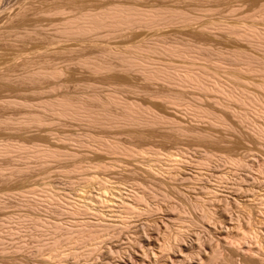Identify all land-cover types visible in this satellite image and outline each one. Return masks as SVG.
Instances as JSON below:
<instances>
[{"label":"rangeland","instance_id":"1","mask_svg":"<svg viewBox=\"0 0 264 264\" xmlns=\"http://www.w3.org/2000/svg\"><path fill=\"white\" fill-rule=\"evenodd\" d=\"M263 1L0 0V144L49 146L57 153L51 158L35 156L30 149L0 153V264H264V139L211 101L202 104L211 102L209 107L222 112L227 124L215 126L167 104H150L154 99L143 92L146 84L150 89L163 85L143 80L129 65L135 57L190 63L162 45L169 43L193 46L207 58L241 62L233 55L242 52L264 63V51L222 28L246 23L264 28V19L253 17ZM113 8L170 22L155 18L92 28L96 21L90 16ZM259 74L239 73L243 82H231L246 86L263 102ZM247 77L254 82L244 83ZM109 92L160 106L161 113L180 119L189 132L160 122L126 124L127 111L112 102ZM61 98L84 101L93 112L115 113L116 125L65 118L41 107ZM99 138L117 141L122 149L130 145L150 152L110 154L94 149ZM207 153L211 159L205 163ZM230 156L251 162L250 170L230 163ZM138 194L144 196L140 202ZM127 202L138 207L134 214ZM77 227H83L85 238L88 229L101 233L100 238L82 240ZM66 229L79 237L73 238L75 244L70 241V249ZM55 236L58 249L53 248ZM66 246V255L59 254Z\"/></svg>","mask_w":264,"mask_h":264},{"label":"bare ground","instance_id":"2","mask_svg":"<svg viewBox=\"0 0 264 264\" xmlns=\"http://www.w3.org/2000/svg\"><path fill=\"white\" fill-rule=\"evenodd\" d=\"M259 3H260V1H259ZM256 7H257V5L254 8L255 11H253L254 16L251 15V17L253 16L255 19L258 18L259 20L260 19H264V3H262L261 5H258L257 8ZM241 8H242V6H241ZM241 8L239 7L238 9H241ZM156 16H159V15H152L151 16L148 13H141V14H139L137 16H134L130 12H127V10L126 11L123 10V8H113V9L107 11V12L105 11L104 13H99V14H96V15H92L89 18L90 19L91 18H94L95 21H96L95 25L92 26V28L100 27V26H103V25H105V26L132 25V24H134L136 22H141V21L148 23V22H152V20H154L155 18L156 19H162V22H165V23L166 22H170L167 18H163V17L158 18ZM218 26H221V24H219ZM222 28L223 29L224 28L225 29H228L229 32L234 33L235 36L240 37L244 41L247 40V42H249V44L257 47L258 49H261L262 51H264V28H260V27H258V25L256 26L255 23L254 24H247L246 23V24H235V25L234 24L222 25ZM162 45H164V47L167 49V51H169L171 54L176 55V56H180V57L185 58V59H188V60H190V63H186V62H172V61H159V60H151V59H148V58L143 59L142 57H135L134 59L130 60L129 65L131 67H133L135 69V71H137L138 73L140 72L143 75V77H144L143 80L145 79V80H149L150 82L151 81L152 82L155 81L157 83H161L159 85L160 86L163 85L162 88H165L166 89V90L165 89L163 90L162 88H159V89H150L152 87L148 88L147 86L149 84L148 85L146 84V87L147 88L144 87L145 90L142 88L144 90L143 91V90H141V88L139 86L140 90L143 91L147 95V97H149L151 100L154 99L150 104H152V103H153V105L154 104L155 105H162L163 103L165 105L167 104V106L169 105L168 107L174 108V111H177V113L181 112L182 113V114L180 113L181 115H183V113L189 114L190 116H192V118L193 117L196 118V120H197V118H200V119L203 118V120L201 119L202 121H204V118L205 119L207 118L209 120V122L210 123H213L215 126H216V124L222 125V124L226 123L225 121H227V120H224L225 117H224L223 114H221L222 112H217L218 110L216 111V110H214V108H210V107H213V106H210V103L212 102L211 105L213 104L216 107H219L221 109L222 108H225V109H227V111L229 109L231 111V115L234 114L235 117L239 118L240 122H242L243 124H245V125H247L249 127L247 129H251L253 131V132H251V130H250L251 133H255V136L257 135L259 138H262V141H263V139H264V125L262 123L260 124V122L256 120V117H261V118L263 117L262 120L264 119V104H263L264 101L262 102L261 97H259V95H257L256 93H254L250 89L246 88V86H245V88H244V86H243V88H240L241 86H239V85L236 84L238 86L237 87L236 85H234L235 83L231 82V80L232 79H235V80L238 79L239 81L240 80L242 81L243 80L242 79L243 77H240V75H238L239 73L240 74L242 73L245 76H246V74L253 76L254 74H257L258 75V73H260L259 75L263 76V78H264V63H261L260 64L258 62H255L258 58L256 59L254 57V55H251V54L247 55L248 53L246 54L247 55L246 57H243L241 55L242 52L241 53L239 52V54L237 53V54L233 55L234 57L236 56V58L241 59L242 60L241 62H229V61L227 62V60L221 59V58H224V57H220V58H217V57H215V58H207L206 56H204L202 54V52L199 51L200 49H198V50L197 49H193L192 48L193 46H191V48L189 49V48H186V47H184L182 45H179L177 43H169V44H162ZM198 48H200V47H198ZM142 49H143V47H142ZM144 51H147V49L144 50ZM218 51H220V50H218ZM220 53H223V52H220ZM253 58H255V61L253 60ZM200 61H203V62H200ZM198 62H200V63H198ZM100 68H102V67L101 66L100 67L98 66L96 69L97 70H100ZM40 69H43V68H40ZM38 70H39V68H38ZM42 73H44V72H42ZM254 76H256V75H254ZM247 78L244 79V83H245V80H246V82H248V84L254 82V81L252 82V79L250 77L249 78L251 80H249V78L248 79ZM127 79L128 78H126V80ZM239 81H236V83L239 82ZM144 82H143V84H144ZM155 82H154V84H155ZM261 83H262V81H261ZM261 83H259V84H261ZM254 84H258V83H254ZM254 84H252V85H254ZM142 87H143V85H142ZM261 87L264 88V83L261 85ZM134 89L135 88H133V90ZM136 89H138V87H136ZM137 93H140L141 94V92H139V90H138ZM109 94H110L109 95L110 98L112 99V102L113 101H116L118 103H121L122 106L120 104L119 105L121 107L125 108V110L127 111L126 112L127 115H125V121H122L120 119V121H122V122H124L126 124L129 123V125H130L131 123H134V122L135 123L139 122V124H140V120H144L143 121L144 123H141V124H147V123H149V125H150V123L160 122L161 124L165 123V125H167V124H170V126L175 125L176 126V129L179 127L178 128L179 130L180 129H183V127H181V125H180L181 124L180 119H178L177 117L175 118L173 116H170V115L165 114L164 113V110L161 113L159 111V109H158L160 106L158 108L156 106V108L158 109L157 110L155 107H153L152 105L148 104L149 102L146 101V100H143V101H146V104H148V105H144L142 101H139L137 99L131 101V100L127 99V98H123L122 96H120V94L118 95L117 92L116 93L115 92H111V93L109 92ZM142 94H141V96L143 98L144 95H142ZM186 94H188L187 96H189V97H187ZM136 95H138V94H136ZM205 100L206 101H211V102L208 103L207 106H205L204 105L205 104V102H204ZM83 102L84 101H82V102H75V101L70 100L68 98H66V99H62L61 98V99H58L57 102H55V101H50V102L49 101H46V102H43L41 107L44 108V109H47V110L48 109L51 110L52 112H54V114H57V115L59 114L60 116L62 115V117L65 116V118L66 117H69L70 119L73 118L75 120H85V119H87L85 121H89V122L90 121H93L94 123L95 122H98V123L99 122H103V123L108 124L109 126L111 125L112 127L116 125V122H117L116 121V116L117 115L114 116L115 113H113L114 115L112 114L115 117L114 118L113 116H108L109 112L106 113V112H104L105 110L103 111V109H102V111H97V109L95 108L96 109V112L95 111L93 112L91 110L93 108H91V107L89 108L88 106H86L85 104H83ZM203 102H204V104H202ZM231 102L237 103L239 105V108L234 107L231 104ZM23 103H24V101H23ZM26 103H25V105H26ZM34 103H33V105H34ZM30 104H32V103H29V106H30ZM37 104H35V105L40 107V105H37ZM33 105H31V106H33ZM172 108H171V110L173 111ZM163 109H164V107H163ZM166 109H168V108H166ZM100 110H101V108H100ZM222 111H224V109ZM172 113H174V112H172ZM189 115H187V116H189ZM234 115H233V117H234ZM261 118H259V119H261ZM200 119H198V121ZM192 120H194V119H192ZM120 121H118V122L120 123ZM145 122H147V123H145ZM126 124H124V125H126ZM182 124H183V122H182ZM108 125H105V126H108ZM183 130H185L184 132H189L185 128ZM193 131L191 130V132H193ZM195 131H197V130H195ZM199 132H200V130H199ZM195 133L197 134V132H195ZM208 134H209V132H208ZM209 135H211V134H209ZM258 137H257V139H259ZM94 138H95V136H94ZM102 138L101 139L99 138L98 141H94L95 143L97 142L96 145H95V147H94V149L95 148L96 149L97 148H99V149L101 148L102 150H106V152L108 151V153L110 152V154H113L114 152H118V153L120 152V154L121 153H124V154L144 153L145 154V152H146V154H147L148 152H150L149 149H147L148 151L147 150L146 151H142L141 150L140 152H138V150H136V149L129 148V147H131L130 145H129L128 149H122V148H119L120 146L118 147L117 141H116V144H115V143H112V141H111L112 139L110 140L108 138L111 141L110 142L108 139H105V138L102 139ZM64 139L65 138H63V140ZM75 140H77V139H75ZM3 142H5V141H3ZM79 142H81L80 139H79ZM89 143L90 142L88 141V144ZM75 144H76V142H75ZM25 145H23V143L22 144H18V145H14L12 142L11 143H6V144H0V153L1 154L6 153V155H7V153H10L11 154V152H13V151H20V150H22L24 152L23 149H25V150L30 149V146H28L29 147L28 148ZM80 145H81V143H80ZM92 145L93 144L91 143V145L89 147H91ZM82 146H84V144ZM48 147L46 148V146H45V148H43V146H39V145L36 146L35 145V147H32L30 150L32 151V153L35 156H39L40 158H42V157L43 158L44 157L48 158V156H50V158H51V156L52 157L53 156H56L57 153H56L55 150H53L54 148L51 149V148H48ZM151 147L153 148V146H151ZM158 150H159V148H158ZM26 152L29 153L28 151H26ZM151 152L153 154V151H151ZM16 153H18V152H16ZM154 153H157V152H154ZM20 154H22V153H20ZM177 154H179V153H177ZM205 154H204V156H206ZM207 154H209V153H207ZM251 154H253V153H251ZM131 156H133V155H131ZM178 156H180V155H178ZM212 156H213V154H212ZM236 157H238V156H236ZM236 157L235 158H232L230 156V161L231 162L230 161L229 162L230 163H234L235 165H239V166L240 165H243V167H247V168L250 167L251 162L248 163L247 161H245V159H239V158L236 159ZM171 158H174V157H171ZM209 158H210V154L207 155L205 158H202V159H203V161L205 163H208V162H210V161H208ZM226 158L228 159L229 156L226 157ZM218 159H219V156H218ZM176 160H178V159H176ZM81 165L82 164H80V166ZM104 167H106V166H104ZM79 168H78V170H79ZM261 168H262V166L260 167V169ZM74 169L77 170L76 168H74ZM249 170H250V168H249ZM81 171H83V170H81ZM263 173H264V171H263ZM263 173L261 172L260 174L264 175ZM255 178H257V177H255ZM31 191H32V189H31ZM36 191L37 190H33V194ZM38 191H39V189H38ZM38 191L36 192V194H38ZM28 193H29V191H28ZM40 193H42V192H40ZM46 193H47V191H46ZM27 195H29V194H27ZM53 195H52V197L54 198ZM143 197H142V194L141 195L138 194V196L136 197L137 199L135 197L134 198L136 199V201L138 200L137 202H140V201H142L144 199ZM49 198L51 199L50 196H49ZM49 198H47V199H49ZM58 199H59V197H58ZM55 202H57V201H55ZM63 204H64V202H63ZM127 204H129V203L127 202L126 205ZM130 204L126 208L128 210L132 211V213H133V211H136L138 207L136 208V205H135L136 202H135V204H133V203L131 205ZM77 205H81V204H77ZM76 210H78V209H76ZM125 211H126V209H125ZM83 222L85 223V221H83ZM83 227H80V228L77 227L78 229H75V230H78V231H75V232H77V233L79 232V236H81L82 240H83V238H85L84 237V229H83ZM69 230L66 229V231H68V232H69ZM88 230L89 231H85V233L86 232H89L88 234H85L86 235V238L85 239H87V235H88V241H92V240H95L96 241L97 238H100L99 236L101 235V233H100L99 236H97V235H94L96 233L95 231H94L95 233L93 234V232H92L93 229L92 230L91 229H88ZM249 232H247V233H249ZM64 234H68V233H65L64 232ZM249 234H247L246 236H249L250 237L252 235V234L251 235H249ZM70 235L73 236L72 239H71V236ZM74 235H75V233L72 235L69 232V235H67L64 238V241H66L65 243L68 242L69 249H70V246H72V245L69 244L70 241L73 242V238L76 237ZM254 235H252V236H254ZM77 237L75 238V240L77 239ZM54 238H56V236ZM59 238H60V235H59ZM59 238H56L57 240L55 239L56 241H55V244H54V247H53L55 249H58L57 243H59V241H58ZM98 240L100 241V239H98ZM75 242H77V241H75ZM73 244H75V243L73 242ZM92 244H94V243H92ZM95 244H96V242H95ZM64 245H67V244H64ZM51 246H53V244ZM64 247H63V250H61V252H59V254L62 255V253H63V255L64 254L66 255L68 247L66 246L67 247L66 249ZM94 247H95V245H94ZM95 248H97V247H95ZM56 251H59V250H56ZM70 251H72V250H70ZM70 251H68V252L70 253ZM76 252L75 251L71 252V253H73V256L75 258H77L76 257L77 256L76 254H78V252L77 253ZM79 255L80 254H78V257H79Z\"/></svg>","mask_w":264,"mask_h":264}]
</instances>
